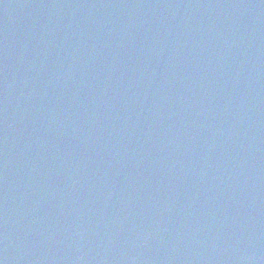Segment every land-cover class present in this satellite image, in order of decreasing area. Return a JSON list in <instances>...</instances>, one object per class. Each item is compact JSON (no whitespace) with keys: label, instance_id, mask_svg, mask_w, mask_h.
Returning <instances> with one entry per match:
<instances>
[{"label":"water","instance_id":"1","mask_svg":"<svg viewBox=\"0 0 264 264\" xmlns=\"http://www.w3.org/2000/svg\"><path fill=\"white\" fill-rule=\"evenodd\" d=\"M0 264H264V0H0Z\"/></svg>","mask_w":264,"mask_h":264}]
</instances>
